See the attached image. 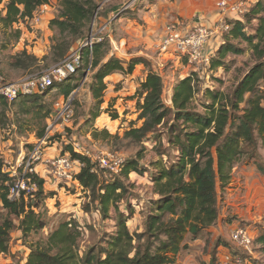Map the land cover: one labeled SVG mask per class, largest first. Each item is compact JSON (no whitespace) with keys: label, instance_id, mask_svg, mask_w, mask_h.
<instances>
[{"label":"trees","instance_id":"trees-1","mask_svg":"<svg viewBox=\"0 0 264 264\" xmlns=\"http://www.w3.org/2000/svg\"><path fill=\"white\" fill-rule=\"evenodd\" d=\"M53 2L57 5L58 16L50 22V26L57 30V36L52 41L49 54L39 60L23 49L10 57L12 68L30 71L48 59L59 64L86 39L91 19L98 7L96 0H0L4 5L3 11H0L1 29L17 42L21 32L13 29V26L32 19L37 9ZM253 20L257 21L254 34H248L246 26ZM229 23L230 30L223 34L221 44L212 55L210 70L224 66L227 55L244 52L234 41L247 43L255 62L227 92L213 90L203 83L206 81L204 78L191 72L173 85L170 102L167 103L164 101V80L152 69L148 60L135 57L125 63L114 55L110 56L107 38L96 44L91 54L84 51L82 69L88 66L89 70H97L90 87L97 106L102 103L106 77L116 72L132 74L139 64L147 72L145 80L132 97L135 99L136 119L130 122L121 138L107 131L100 132L103 138L123 139L128 144L140 145L165 128L167 144L174 150L175 160L168 162V165L162 159L152 164L155 170L151 174L153 193L158 199L149 206L142 231L131 232L127 222L132 210L125 215L119 210V204L131 194V186L127 184L129 176L147 172L145 166L140 165V152L136 158L125 161L119 173L108 179L95 162L75 153L71 145H66L64 155L69 154L71 160L81 164L73 180L88 199L83 204V212L94 211L102 220H113L114 230L98 235L93 226H82L73 218L64 220L49 230L44 239L28 244V254L20 262L174 264L179 252L187 248L182 245L185 234L194 241L217 223L218 187L228 185L232 168L237 163L242 159L251 161L258 172L264 175V161L258 150L260 146L264 147V89L258 88L264 82V0H257L244 14L243 20ZM1 47L6 48V45ZM82 69L59 88L62 100H69L71 107L76 103L72 95L82 77L78 76ZM58 85H53L48 91ZM198 94L205 98V102L195 105L192 101ZM0 101L4 105L8 103L3 97H0ZM51 105L44 100L43 94L21 97L15 115L26 117L27 120H22L23 124L33 122L31 125H37L34 134L37 139H41L49 124L46 122L52 120L54 115ZM111 119L117 120L118 115L113 114ZM15 125L21 129L20 122L16 121ZM97 135L94 132L93 137L97 138ZM159 155L162 158L163 154ZM1 168L2 161L0 256L10 253L14 231L20 232L21 239L26 242L31 234L47 228V222L37 210L45 199L54 195L44 191L42 178L34 172H27L26 184L33 190L27 195L22 192L15 201L10 200L8 195L12 179ZM86 231L94 236V241L91 245L82 246ZM255 244L261 245L264 252V228H260ZM254 262L252 259L251 264Z\"/></svg>","mask_w":264,"mask_h":264},{"label":"rangeland","instance_id":"rangeland-1","mask_svg":"<svg viewBox=\"0 0 264 264\" xmlns=\"http://www.w3.org/2000/svg\"><path fill=\"white\" fill-rule=\"evenodd\" d=\"M154 1L96 0L98 7L95 15L91 19L86 38L90 34H99V26L103 19H107V13L114 6L126 2L128 3V7L125 10L119 11L116 16H112L113 19L108 32L111 39H114L116 42L120 38H125L126 41L129 40V46L124 49L126 59L123 62L128 63L131 59L142 56L141 53L136 56L133 55L136 50L135 48H137L136 52L146 51L148 54L154 53L153 55H156V46L154 47V45L159 41L160 34L164 35L166 25L164 28L161 27V31L158 33L159 36L152 35L151 32L147 34V31H151L153 27L152 20L155 19V16L151 13H146V8L153 4ZM242 1L247 5L245 7L247 11L256 2L255 0ZM134 2L136 3L133 5ZM3 8L4 5L0 3V11H3ZM48 13L50 15L48 14V16L44 17L43 23L39 24V26L29 27L25 25V21L14 25L13 29H19L21 32L17 42L13 41L9 33H4L0 26V78H2L4 83L15 85L24 83L47 74L50 68L58 65V63H54L50 59L40 62L39 67H35L30 71L14 69L10 65V57L21 52L23 49H26L28 53L36 56L39 60L49 54L52 41L57 36V30L50 26V22L58 16L56 3L50 6ZM176 20L178 18H171L169 22L172 23ZM128 21H131L133 25L131 26V23L129 24ZM256 24L257 21H250L246 26V32L248 34H254ZM147 25H149L148 28L146 27ZM181 25L179 28L189 29L187 22ZM139 27L146 30L147 38H143V35L136 37L137 35L133 33V30L140 29ZM108 41L112 51L113 42L109 39ZM234 44L242 48L244 52L240 55H227L224 61L225 65L213 70L208 75V78L203 83L206 86H210L213 90L221 92L231 90L255 62L252 51L247 43L234 41ZM3 45H6V48L1 47ZM114 57L116 56L114 55ZM143 58L145 60L148 59L147 56ZM186 67L188 66L186 65ZM168 68L169 66H163L159 70H163L164 72ZM82 70L78 74L79 77H82L78 80V87L72 95L76 99V103L71 108L73 117L70 123L53 125L51 119L49 122L47 121L46 124L49 123L48 125L51 128L45 133V135H48L49 141L43 147L49 156L55 157L64 155L63 152L66 145L77 143L92 156L114 155L122 158L124 162L128 159L136 158L138 152H140V165L145 166L147 172L143 175L133 173L129 176L127 184L131 186V194L119 204V210L123 214L128 215L131 209L132 216L128 220L127 226L131 232H141L143 222L149 212V206L153 201L158 199L153 193L151 174L155 170L152 164L162 159L164 164L168 165V162L175 160L176 154L167 144L165 128H161L156 135H151L149 139L143 141L140 145L128 144L123 139L103 138L100 132L104 131L109 132L113 136L118 135L121 138L124 131L129 128L130 122L136 119L135 99H132L136 91L133 96H130L136 88V83L129 82V84L124 86L122 82L112 81V79L110 81L106 80V89L103 92L102 103L100 106H97L90 91L93 76L97 70H89L88 66ZM169 71L170 79L166 77L165 72L163 73L165 75V78L163 77L165 102H168L169 85L173 78L171 72L175 70L169 68ZM63 85L62 83L53 90L46 91L43 94L44 100L53 105H51L53 111L56 109L54 107L56 102L63 101L59 94V88ZM20 101L21 98H18L16 102L12 104L6 103V105L0 101L1 170L2 172L4 170L3 173L9 177L15 175L16 178H20L25 174L26 157L33 146L42 139L35 137L34 131L38 127L37 125L36 127L31 125L33 122H30L29 125L23 124L22 120H27L25 119L26 117H16L15 113L18 111L17 107ZM203 101L205 102V98L201 94H198L192 102L195 105H199ZM113 114L118 115L117 120L111 119ZM96 115L98 117L94 118ZM16 121L20 122L21 129L15 125ZM94 132L98 133L97 138L93 137ZM258 150L263 158L262 161H264V147L260 146ZM159 154H163L162 158ZM104 176L111 179L112 175L105 172ZM45 177V175H42V179L44 178V191L47 193H55V195H51L50 198L45 199L37 210V212L42 213L44 220L47 222V228L44 231L31 234L26 242L21 239V235H19L20 241H18L19 238L16 236L17 232L14 231L10 243L13 249V253H10L12 259L11 264H20L21 259L24 257V252H26L25 250L28 249V244L34 243L41 238L44 239L48 235L49 230L55 228L58 223L64 220L73 218L82 226H93L98 235L104 232L111 233L114 230L115 224L113 220H102L100 215L94 211L90 213L83 212V204L88 202L83 191L75 188L71 182H69V185L64 183L60 184L59 186L61 188L53 186L54 184ZM262 178L264 181V176L261 177L258 174L255 163L246 159H242L237 163L232 168L231 179L228 185L224 188L218 187L220 222L200 234L194 241L190 239L188 234H185L182 245H186L187 248L179 252L174 264H220L224 262V257L226 256L230 258L231 262L232 258H240L242 262L248 260L251 264L253 259L255 261L253 264H264V252L262 251L261 245L255 244L258 236L257 231L260 230V226L264 227V200L259 198L261 195L255 190V186H258ZM246 183H250L251 186L254 183V188L249 189ZM111 216H114L113 213H111ZM237 225L241 226V228H246L254 238L250 252L240 249V247L230 240V232ZM93 237L91 233L86 231L81 245H91L94 241Z\"/></svg>","mask_w":264,"mask_h":264},{"label":"built area","instance_id":"built-area-1","mask_svg":"<svg viewBox=\"0 0 264 264\" xmlns=\"http://www.w3.org/2000/svg\"><path fill=\"white\" fill-rule=\"evenodd\" d=\"M132 3V2H131ZM130 3V4H131ZM49 5H43L34 13L32 19L25 21L27 26H39L42 18L48 13ZM247 5L240 0H218L215 3L217 10L216 19L210 24L201 23L195 20H176L168 22L164 29L160 43L156 49L160 54H171L180 60H185L190 73H196L200 78L205 80L212 72L210 64L212 55L222 42V36L227 33L231 24L229 21L242 20L247 10ZM128 7L126 4L121 10ZM119 13V12H118ZM111 19H107L99 26V34H90L83 42L75 47L67 56V58L58 65L49 69L48 73L36 79L28 80L20 84H7L0 78V97H3L9 104L17 101L18 98L32 96L34 94H44L53 85L64 83L69 77L75 75L79 69L83 67L82 56L84 51L91 54L96 44L101 43L107 36L105 32L111 25ZM187 22L189 29L179 28L182 23ZM212 43H218L215 47ZM206 74V75H204ZM259 89H264L262 82ZM56 108L52 116L53 125L70 123L73 112L71 102L59 101L54 105ZM51 128L48 125L46 131ZM49 141L48 135L33 146L32 150L26 157V172L20 178L15 175L10 176L12 179L8 198L15 201L20 198L22 192L27 195L33 187L26 184L25 175L27 172L32 173L35 166L42 164L49 170L52 181L57 184H68L74 181L73 178L80 170L81 164L73 161L68 155L48 156L45 153L43 145ZM75 153L90 158L93 162L96 160L97 167L109 175L119 173L124 160L114 155H103L100 157L92 156L87 150L82 149L77 143H70ZM4 172V170H3ZM10 175V174H9ZM230 240L234 242L240 249L250 252L252 249L254 238L246 228L236 226L230 232ZM221 261V260H220ZM220 264H250L248 260L242 262L240 258H232V262L228 256L224 257V262Z\"/></svg>","mask_w":264,"mask_h":264},{"label":"crops","instance_id":"crops-1","mask_svg":"<svg viewBox=\"0 0 264 264\" xmlns=\"http://www.w3.org/2000/svg\"><path fill=\"white\" fill-rule=\"evenodd\" d=\"M217 1L218 0H183V1H181V0H155L153 4L149 5V7L146 8V11H147L146 13H151V14H153V16H155V19L152 20L153 27L151 28V31H147V34L149 32H151L152 35L153 34L158 35L159 31H161V27L164 28V26L169 22V19H171V18L195 20V21H199L201 23L205 22L206 24H208L210 22V24H211L216 19V16H217V10L215 8V3ZM255 1H257V0H255ZM135 3L136 2H134L133 5ZM53 4L55 5V2H53L51 4V6ZM126 4H128V3L125 2L121 5L114 6L112 8V10L107 13V16H108L107 19H111L112 16H114V15L116 16L117 13L119 11H121V9ZM192 4L195 6H193ZM193 9H196V10H193ZM48 14L49 13H46L44 15V17L48 16ZM51 17H52V15H51ZM43 18H42L41 24L43 23ZM107 19H103L101 25L104 22H106ZM128 23L129 24L131 23V26L133 25V23L131 21H128ZM146 27L148 28L149 25H147ZM139 28L140 29L137 28L136 30H133V33L135 35H137L136 37L143 35V38H147L146 30L142 29L141 27H139ZM142 31H144V32H142ZM108 32H109V29L105 32V35L107 36L106 38L109 39L111 42H113L112 51H111L110 55L111 56L115 55L117 58H119L121 60H125L126 58L124 56V54H125L124 49H125V47L129 46V44H128L129 40L126 41L125 38H120L116 42L114 39H111V36L108 34ZM159 38H160L159 41L154 45V47L155 46L157 47V45L160 43L161 38H162V34H160ZM212 45L216 47L218 45V43H212ZM135 49L136 50L133 53V55L136 56V55H139L141 53L142 56H139V57L147 56L148 57L147 60L150 62L152 69L154 71H156L162 78L163 77L165 78V75L163 74L165 72L166 77L168 79H170L169 68L175 70V71L171 72V75H173L172 76L173 78L171 79V84L169 85V90H168L169 97H168L167 103H169L170 102L171 89H172L173 85L176 82H178L179 80L188 76V74H189V69H188V67H186L185 60H180L178 58H175L171 54H160L157 51V49L155 51L156 55H153L154 53L148 54L146 51L136 52L137 48H135ZM163 66H169V68L166 69V71H164V72H163V70L160 71L159 69ZM146 74H147V72H146V70H144L143 65L139 64L135 67L132 74H123L120 72H118V73L116 72V73H113L110 76L106 77L104 79V82L106 83V80L110 81V79H112V81L115 80L117 82L124 83V86L129 84V82H131V83L135 82L136 88H135L134 92H132L130 94V96H133L135 91L138 90L139 85L145 80ZM130 102H132V100H130ZM45 153H46V155H48L47 152H45ZM34 172L37 175H39L41 178H42V175H45L46 176L45 178L54 184L53 186L61 188L59 186L60 184H57V183L52 181V176L49 174V170L46 169V166H44L42 164H38L37 166H35ZM258 174L261 177L264 176V175L260 174L259 172H258ZM71 183L74 185L75 188H79L82 191V188L79 186L78 183H76L75 181H73ZM253 184L251 186L250 183H246V185L249 189L254 188ZM67 185H69V183ZM255 190L258 192V194L261 195L259 198L261 200H264L263 199L264 198V193H263L264 192V181H263V178L259 181L258 186L257 185L255 186ZM52 193L55 195L54 192H52ZM220 218H221V216L219 215V219H218L217 223L220 222ZM260 227L264 228L263 226H260ZM16 232H17L16 236H18V238H19L20 237L19 235H21V234L18 231H16ZM258 232L259 231H257V233ZM12 237H13V234H12ZM18 241H20V238ZM16 248H19V247H16ZM25 251L26 252H24V255H23L24 259L26 258L27 254H28V250H25ZM10 253H13V249L11 247V244H10ZM10 253L8 255H1L0 256V261H2L1 262L2 264H11L12 263ZM23 262H24V260L20 264H23Z\"/></svg>","mask_w":264,"mask_h":264}]
</instances>
